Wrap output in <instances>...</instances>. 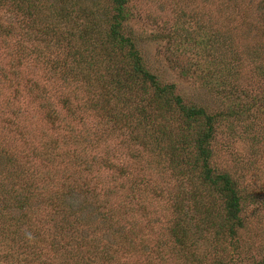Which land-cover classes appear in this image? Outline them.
<instances>
[{
  "label": "rangeland",
  "instance_id": "1",
  "mask_svg": "<svg viewBox=\"0 0 264 264\" xmlns=\"http://www.w3.org/2000/svg\"><path fill=\"white\" fill-rule=\"evenodd\" d=\"M49 3L42 0L39 7L44 23L53 13ZM98 4L102 17L112 13L110 0ZM128 5L129 30L152 72L174 83L185 102L233 112L219 125L211 165L229 173L246 199L239 251L227 235L207 232L199 240V264L227 253L237 257L236 264L264 262V0H128ZM21 17L0 8V182L13 194H27L33 208L21 210L12 198L8 209L0 202V264H198L171 238L183 182L179 169L164 148L156 156L140 143V137L154 140L156 126L137 131L134 144L125 133L109 134L91 107L98 92L92 94L67 41L51 36L48 43L29 41L19 28H27ZM73 26L62 24L71 32ZM98 60L103 67L109 63L103 49ZM172 130L179 135L182 128ZM51 202L64 208L58 211ZM24 213L32 220L14 233L15 218ZM63 222L68 228L58 229ZM36 223L47 240H30L33 251L21 238Z\"/></svg>",
  "mask_w": 264,
  "mask_h": 264
},
{
  "label": "trees",
  "instance_id": "2",
  "mask_svg": "<svg viewBox=\"0 0 264 264\" xmlns=\"http://www.w3.org/2000/svg\"><path fill=\"white\" fill-rule=\"evenodd\" d=\"M45 1L47 3L49 0ZM52 1L53 4L48 5L53 7V13L45 23L44 20H39L42 0H0V8L7 7L17 17L22 16L23 26L25 22L27 28L20 25L19 28L26 30L29 41L35 39L38 43H48L50 36L67 41L69 54L85 69L92 94L94 91L98 92L92 95L91 107L107 123L109 134L125 133L124 135H128V143L134 144L140 137L136 134L137 131L146 129V126H156L154 140L140 137V143L156 156L161 155L159 151L164 148L171 165L179 169L178 173L183 181L180 186L181 195L175 202L178 216L170 227L173 246L185 252L192 263H202L203 259L198 251L200 237L213 232L212 235L215 236L227 235L234 252L238 253L237 233L244 226L246 199L242 197L236 180L229 173L218 171L211 165L212 147L219 125L232 116L233 112H209L202 105L185 102L174 83L166 82L160 74L152 72L137 46L133 32L129 30L128 23L132 16L128 0H110L113 5L112 13L103 17L99 14V0ZM79 20L82 23L77 25ZM69 22L76 25L72 27V32L62 28V24ZM35 47V52H39L40 48ZM102 49L109 60L105 67L98 60ZM69 102L65 100L63 104L71 112ZM242 112L243 110L240 111ZM49 117L53 121L56 113L51 110ZM174 125L182 128L179 135L172 130ZM95 140L100 142L102 138ZM156 163L160 165V162ZM27 196L13 194L0 182V202L6 204V209L10 208L8 202L12 198L15 207L31 211V198ZM49 205L58 211L64 208L60 202H51ZM36 210L32 214H37ZM31 217L24 213L23 218H15L14 233ZM7 219L12 218H7L6 215ZM37 223L21 238L23 246L28 250H35L30 242L35 237L41 242L47 240ZM191 224L194 225L193 230ZM66 228L68 227L64 226V222L58 224V229ZM3 231L4 229H0V233ZM7 236H12L11 231ZM11 249L15 251L12 247L9 251ZM112 257L110 253L105 256V260L111 261ZM10 258H13V254H10ZM236 258L227 253L211 262L236 264Z\"/></svg>",
  "mask_w": 264,
  "mask_h": 264
}]
</instances>
